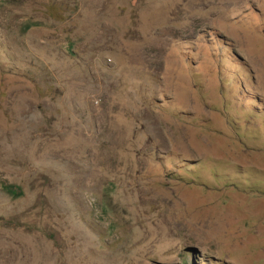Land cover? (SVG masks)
Wrapping results in <instances>:
<instances>
[{"label":"rangeland","instance_id":"374dc122","mask_svg":"<svg viewBox=\"0 0 264 264\" xmlns=\"http://www.w3.org/2000/svg\"><path fill=\"white\" fill-rule=\"evenodd\" d=\"M264 264V0H0V264Z\"/></svg>","mask_w":264,"mask_h":264},{"label":"water","instance_id":"95a60500","mask_svg":"<svg viewBox=\"0 0 264 264\" xmlns=\"http://www.w3.org/2000/svg\"><path fill=\"white\" fill-rule=\"evenodd\" d=\"M160 264H162V263H160Z\"/></svg>","mask_w":264,"mask_h":264}]
</instances>
